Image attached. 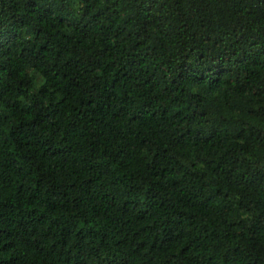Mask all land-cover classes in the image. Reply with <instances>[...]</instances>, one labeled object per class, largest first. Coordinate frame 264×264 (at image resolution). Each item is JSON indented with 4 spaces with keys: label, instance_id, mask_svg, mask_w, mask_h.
I'll return each mask as SVG.
<instances>
[{
    "label": "trees",
    "instance_id": "1",
    "mask_svg": "<svg viewBox=\"0 0 264 264\" xmlns=\"http://www.w3.org/2000/svg\"><path fill=\"white\" fill-rule=\"evenodd\" d=\"M0 264H264V0H0Z\"/></svg>",
    "mask_w": 264,
    "mask_h": 264
}]
</instances>
